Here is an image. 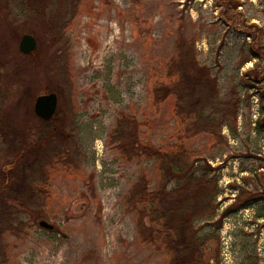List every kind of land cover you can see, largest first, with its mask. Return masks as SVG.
Instances as JSON below:
<instances>
[{"label":"rangeland","instance_id":"obj_1","mask_svg":"<svg viewBox=\"0 0 264 264\" xmlns=\"http://www.w3.org/2000/svg\"><path fill=\"white\" fill-rule=\"evenodd\" d=\"M51 8L40 26L0 0V120L25 127L37 144L35 99L58 98L49 120L58 157L43 194L32 198L26 188L39 152L11 178L5 211L17 228L4 240L5 264H174L180 250L152 241L131 195L154 190L162 176L156 160L135 153L134 138L165 153L184 149L194 168L218 178L215 215L196 222L208 264H264V0H53ZM59 10L61 28L51 32ZM25 34L38 52L20 87L13 76ZM187 43L218 91L213 116L226 123L210 132L193 130L181 111L196 100L197 66L185 78L186 101L152 100ZM6 143L0 131V171L13 160Z\"/></svg>","mask_w":264,"mask_h":264},{"label":"trees","instance_id":"obj_2","mask_svg":"<svg viewBox=\"0 0 264 264\" xmlns=\"http://www.w3.org/2000/svg\"><path fill=\"white\" fill-rule=\"evenodd\" d=\"M219 1L223 2V0ZM10 2L25 11L40 26L43 25L48 12L53 9L51 8L53 0H10ZM230 9L232 7L229 8L226 5L224 17H228ZM59 12L58 22L55 24V20H53V25L50 28L51 32L54 31L55 25L59 26L58 30L61 28L59 24L61 11L59 10ZM260 35L264 37V33ZM249 36L250 34L247 35V37ZM183 45L181 53L168 64L165 82L153 86L152 100L155 104L165 102L170 98H176L178 103L186 101L187 98L184 97L188 96L189 88L185 82H187L191 70L197 66L198 78L191 88L196 100L192 103L185 102L184 106H181V111L184 112L185 119L193 130H196V132H210L226 123L225 120L217 122L215 116H213L218 108L215 104L218 91L215 84H208V68L203 66L199 69L192 44L190 46L188 43ZM37 52L38 49L35 48L31 53L22 54L20 58L22 65H20V61L17 62L13 79L20 87L21 82L24 80L22 74L29 77V79L31 78L28 64H31L30 59ZM247 61L245 59L243 62L246 63ZM32 83L35 82L32 81ZM209 109L211 111L205 114L206 110ZM32 117L43 127L39 129V134L36 136L38 138L37 144L28 142L29 137L26 135L28 132L25 127L16 126L14 121L5 122L0 120V131L4 132L7 152L9 156L13 157L10 165H8L9 170L0 171V264H5L6 260L4 240L17 228L15 226L16 218L11 216V212L5 211V209L10 208L7 197L12 195L13 180L11 181V178L13 174L20 167L25 166V162H29L34 154L33 152H39L40 158L35 163L36 165L31 164V171L28 176L29 182L26 187L32 198H39L43 194V186L46 183L47 172L45 170L50 165L53 157H58V149L53 145L54 141L52 140L54 132L49 131L50 121L42 120L35 114ZM233 117L235 121L237 118L235 112ZM125 126L126 124L122 123L118 128L122 136L129 132ZM134 141H136L137 149L135 153L156 160L158 171H161L160 174H162L159 186L154 190L150 192L144 190L139 198L135 195L138 187H135L131 192V195L133 194L132 196L136 199L135 207L141 204L140 207L144 210L143 214L147 219L146 230L152 241H158L166 251L177 250V248L181 251H179L180 255L177 256V261L175 260L174 264H208L207 253L196 230V222L212 218L215 215V202L220 193L218 178L210 176L205 170L194 168L193 162L184 149L165 153L151 145L139 143L136 138H134ZM173 181H176V184L170 187L169 185ZM260 185L262 188L260 194L264 196V177L260 179ZM244 201L242 206L253 204V199L249 198ZM174 246L176 247L174 248Z\"/></svg>","mask_w":264,"mask_h":264},{"label":"water","instance_id":"obj_3","mask_svg":"<svg viewBox=\"0 0 264 264\" xmlns=\"http://www.w3.org/2000/svg\"><path fill=\"white\" fill-rule=\"evenodd\" d=\"M36 45V39L29 34H25L21 37L18 48L20 53L28 54L35 50ZM57 104L58 98L55 93L42 94L35 99L33 112L38 118L48 121L54 116ZM38 224L45 229H53V226L46 221H40Z\"/></svg>","mask_w":264,"mask_h":264},{"label":"bare ground","instance_id":"obj_4","mask_svg":"<svg viewBox=\"0 0 264 264\" xmlns=\"http://www.w3.org/2000/svg\"><path fill=\"white\" fill-rule=\"evenodd\" d=\"M109 53H110V51H108L107 48L104 47V49L102 51H100V56L103 58V57L107 56Z\"/></svg>","mask_w":264,"mask_h":264},{"label":"flooded vegetation","instance_id":"obj_5","mask_svg":"<svg viewBox=\"0 0 264 264\" xmlns=\"http://www.w3.org/2000/svg\"><path fill=\"white\" fill-rule=\"evenodd\" d=\"M52 120V119H51Z\"/></svg>","mask_w":264,"mask_h":264}]
</instances>
